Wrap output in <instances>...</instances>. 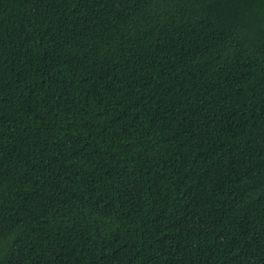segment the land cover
I'll return each instance as SVG.
<instances>
[{"label": "trees", "instance_id": "16d2710c", "mask_svg": "<svg viewBox=\"0 0 264 264\" xmlns=\"http://www.w3.org/2000/svg\"><path fill=\"white\" fill-rule=\"evenodd\" d=\"M0 264H264V0H0Z\"/></svg>", "mask_w": 264, "mask_h": 264}, {"label": "bare ground", "instance_id": "6f19581e", "mask_svg": "<svg viewBox=\"0 0 264 264\" xmlns=\"http://www.w3.org/2000/svg\"><path fill=\"white\" fill-rule=\"evenodd\" d=\"M33 16V15H32ZM34 22H36V21H34ZM58 24V23H57ZM32 29V28H31ZM37 30V29H36ZM41 31V30H40ZM52 38V37H51ZM119 100V99H118Z\"/></svg>", "mask_w": 264, "mask_h": 264}]
</instances>
